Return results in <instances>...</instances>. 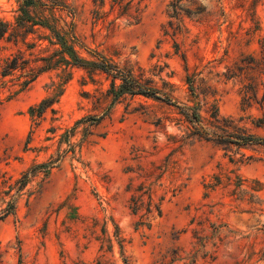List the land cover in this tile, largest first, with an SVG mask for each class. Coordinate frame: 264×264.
<instances>
[{
	"label": "rangeland",
	"instance_id": "374dc122",
	"mask_svg": "<svg viewBox=\"0 0 264 264\" xmlns=\"http://www.w3.org/2000/svg\"><path fill=\"white\" fill-rule=\"evenodd\" d=\"M63 1L72 13L55 15L82 58L101 54L175 103L113 101L111 77L59 52L40 6L19 23L22 0H0V264H264V147L197 133L216 114L264 136V0ZM11 55L25 67L3 76ZM47 97L55 112L32 116ZM87 115L103 118L72 132Z\"/></svg>",
	"mask_w": 264,
	"mask_h": 264
},
{
	"label": "trees",
	"instance_id": "16d2710c",
	"mask_svg": "<svg viewBox=\"0 0 264 264\" xmlns=\"http://www.w3.org/2000/svg\"><path fill=\"white\" fill-rule=\"evenodd\" d=\"M36 5L41 7L40 15L38 17L40 24L47 27L50 30L53 37L55 38L54 43H58L62 47V51L59 52L66 51L69 57L73 60V63L82 66L88 64L92 66L94 69H98L108 74V76L111 77V83H110V88L108 89V94L112 96L113 101L117 100L120 97V95L124 93H129L132 95H144V96L160 98L167 103H175L170 98V96H164V98L159 96L158 90H156V88L150 86L148 82L146 81L144 82L140 78L136 77L131 70L120 68L118 65H116L115 63H113L112 61H110L108 58H106L101 54H98L96 52H91L90 50H88L89 53H92V56H94L95 58L93 60H86L82 58L75 49L76 45H79L80 47L82 46L81 44H78L79 41L74 33L73 22L70 21L69 24L64 22L63 25H60L59 23L60 20L55 15L56 11H62V10H66L70 14L72 13L70 6L65 1L22 0V4L20 7L22 15L18 17V22L24 23L25 21H29L31 19L30 8ZM170 6L172 9V14H170V16L177 19L179 15V10L181 9L180 6L174 4H171ZM172 24L173 23L171 22V25ZM7 31H8V23L4 21H0V38L3 37ZM263 60H264V54H263ZM69 62L70 61L66 60V63ZM24 63L25 60L16 55H11L7 57V59L5 60V66L2 71V75L5 76L10 71L15 70L17 68L24 69L25 67ZM50 68H51V62L42 66H38L37 68H33V67L29 68L24 74L26 78L22 81V88H24L31 81H33L40 72L49 70ZM117 80L119 81L118 83L116 82ZM189 81L191 85L193 80H189ZM59 85L55 86L56 89L59 87ZM54 102H55L54 97L44 98L37 105L31 106L29 112L32 116H36L37 118L42 116L47 109H50L51 112H55V108L52 107V104ZM261 102L262 105L264 106V93ZM186 107L187 109H192L191 112L192 119L196 123H200L201 122L200 115L198 111L195 109V107L193 108H191V106H186ZM102 118L103 116L87 115L84 118L76 121L71 131L73 132L76 125L82 122H88V125H97ZM212 118L213 120H211L209 128H207L202 132L201 131L197 132L200 138H203L205 140H217L225 143H234L236 145L258 144L264 147V136H255L253 134L247 133L246 131L239 129L235 125L226 124L224 122L225 120L219 119L216 114L212 116ZM69 135L70 134H67V137H69ZM69 146L70 148H72V144H69ZM54 163L55 161L40 163L32 167L31 173L34 174L35 172L39 171L36 170L39 167L40 168L42 167L43 169L42 171H48L53 167ZM31 173L27 172L23 175L22 184L27 182V179ZM13 208L14 205L10 204L9 207L5 209V212L1 217L10 213Z\"/></svg>",
	"mask_w": 264,
	"mask_h": 264
}]
</instances>
